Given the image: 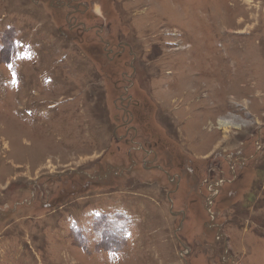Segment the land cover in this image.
<instances>
[{
    "label": "rangeland",
    "instance_id": "obj_1",
    "mask_svg": "<svg viewBox=\"0 0 264 264\" xmlns=\"http://www.w3.org/2000/svg\"><path fill=\"white\" fill-rule=\"evenodd\" d=\"M0 264H264V0H0Z\"/></svg>",
    "mask_w": 264,
    "mask_h": 264
},
{
    "label": "bare ground",
    "instance_id": "obj_2",
    "mask_svg": "<svg viewBox=\"0 0 264 264\" xmlns=\"http://www.w3.org/2000/svg\"><path fill=\"white\" fill-rule=\"evenodd\" d=\"M226 122V121H225Z\"/></svg>",
    "mask_w": 264,
    "mask_h": 264
}]
</instances>
